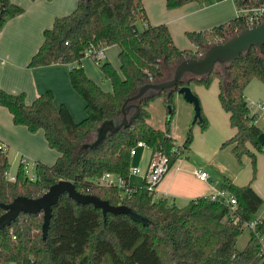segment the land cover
Masks as SVG:
<instances>
[{
	"label": "trees",
	"instance_id": "obj_1",
	"mask_svg": "<svg viewBox=\"0 0 264 264\" xmlns=\"http://www.w3.org/2000/svg\"><path fill=\"white\" fill-rule=\"evenodd\" d=\"M193 1L211 5L222 0H167V8ZM235 3L239 9L259 5L258 0ZM24 12L22 5L0 0V31L9 19ZM139 20L144 23L143 28L138 26ZM248 26L246 16L237 14L210 29L188 32L196 48L181 49L166 23H150L144 0H78L75 10L57 17L52 27L44 30L43 42L28 66L70 64V83L85 102L86 116L77 121L68 104L56 103L52 89L45 90L31 103L23 91L0 89V105L10 111L14 124L33 133L43 130L49 146L59 153L52 165L42 161L33 164L35 179L26 174L20 160L16 179L12 180L8 176L9 146L0 140V204H9L18 196L39 197L56 182L70 180L78 191L97 195L112 205L129 206L144 219L112 213L105 217L101 209L78 204L65 193L54 206L46 238L43 212H22L0 230V264H88L96 257H101L100 264H121L128 258L138 264H264V218L254 230L250 228L245 248H237L238 238L246 228L244 224L253 220L264 204L252 186L258 153L264 150L262 129L245 94L253 79L264 83V46L252 47L229 64H217L208 75H188L170 91H149L139 101L140 112L130 126L110 134L97 148L84 147L93 140L94 130L101 122L122 116L123 104L141 86L171 78L180 61L201 57L210 45L223 43ZM110 45L119 46L121 68L118 70L110 61L96 60L104 78L112 83V90L106 91L88 76L82 59L95 58L96 50ZM214 78L219 79V99L235 129L222 147H231L240 162L247 156L254 168V176L246 185L224 179L223 189L237 200L235 208L226 199L212 196L193 198L180 207L149 191L145 180L140 186L129 185L128 192L96 182L106 172L128 180L131 149L138 141H145L152 152L167 155L169 168L183 158L194 137L190 129L184 143L176 146L170 129L175 111L173 93L192 82L208 87ZM160 95H164L171 110L165 129L149 122V104ZM198 121L203 128L207 127L202 111ZM5 212L0 205V216ZM62 222L68 226L65 232L60 229ZM69 238L73 244L66 251ZM101 246L106 250L97 256Z\"/></svg>",
	"mask_w": 264,
	"mask_h": 264
},
{
	"label": "rangeland",
	"instance_id": "obj_2",
	"mask_svg": "<svg viewBox=\"0 0 264 264\" xmlns=\"http://www.w3.org/2000/svg\"><path fill=\"white\" fill-rule=\"evenodd\" d=\"M52 1L53 0H45L48 7H44L43 5H41L42 1H39V3H37V7L34 8V10H31L32 7L23 5V7L25 8V12L22 13L24 17L23 19H21V24L24 21H26L27 18L29 19L30 22L35 23L38 20H40L38 15L41 14V12L43 11L47 12L49 10L54 11V8H50L49 6V2H52ZM159 1H161L162 3L159 4ZM29 2L31 1L29 0ZM150 2H154V3L157 2V4L155 3L156 8L154 9L155 12H153L154 15L152 14V17L155 16L156 14V16L159 17V19H161L160 21H164L167 23V25L170 26L174 41L176 45L181 49H194V43L189 38L187 34L188 32L210 29L215 25H219L221 23L229 21L231 18L235 16L234 14H236L234 0H222L220 2L211 4V5H202L197 1L189 2V3H194L197 5V10L189 14H181L179 9H177V8H180L181 6L174 8V9H168L166 7V3L164 0H150ZM189 3H186V4H189ZM55 13L57 15L58 14L60 15V14L66 13V11L58 7L56 8ZM149 17L150 19L152 18L151 14H149ZM47 23H48V26L49 25L52 26L53 24L52 20L48 21ZM137 24L140 28L144 27V23L140 20L138 21ZM51 26H49V28ZM24 29L25 28H23V30ZM41 35H42V31H41ZM104 52H105L106 58L103 59L102 62L110 61L115 66V68L120 70L121 64H120V60L118 56L119 46L110 45L105 49ZM82 64L89 77H91L97 83H99L101 87L105 89L106 91L112 90L111 81L104 78V75L100 69V66L96 63V59L94 57L85 56L82 59ZM57 66L58 67H44L45 69H43L42 72L39 73L37 76L38 80L41 81L43 80V78L45 77L47 78V80L44 81L41 84V86L44 85V83L48 81H53L56 83L58 82V90H56L57 97L55 96L56 103L59 104L61 103V101L66 102L68 105H70L69 107L72 113L74 112L73 115L75 119L77 121H80L86 116L85 107H84L85 102L83 98L81 97V95L77 91H75V89H73L70 83L69 71H70L71 65L63 64V65H57ZM32 68H36V67H32ZM169 70L170 69L166 71L167 74L169 73ZM185 77L187 78L188 75H186ZM54 78H56L57 80H54ZM63 84H66V87L68 88L70 92V95L67 94L66 89L64 88ZM196 85H201V84L192 82L189 86L192 88L194 93H196V95L198 96L200 100L201 111L205 113L206 106L204 108V105H203V102L201 101L200 96L195 91ZM211 85L212 84H210V86L206 88L208 89L211 88ZM251 86L249 87L250 89H251ZM46 87H49V86H46ZM45 88H43V90ZM53 90L55 91V89ZM25 93H26V100L31 99L28 96L27 92ZM172 105L175 111H174V115L171 120L170 129L175 138L176 146L182 145L184 143L186 136L188 135V132L190 129H192V133L194 137L192 145H191V149L185 150L183 152V158L194 161L197 165H203L204 167L208 168L213 174L212 177H214L213 178L214 181L215 182L217 181L220 185L225 175L231 176L232 179L238 178L239 180H242V181L244 180L247 181L248 179L250 181L253 178L254 176L253 164H252V161L247 156L243 158V162H240L239 159L232 152L231 147H222L221 145H219V147L216 149L211 146V144L214 142L215 137L223 130V124L219 118L215 116H211V118L209 119L208 118L209 116H207V113H206L205 114L207 118L206 128L202 127L200 121H196L193 124L194 116H195V106L193 103L187 101L184 95L180 93L179 91H175L173 93ZM149 111H150V118H149L150 124L156 128L165 129L167 117L170 115V111L168 109V105L165 101L164 95L157 96L154 100L151 101L150 106H149ZM134 112H135V109L132 108L129 112V115H132ZM260 125L262 127L261 138L264 140V120L262 118L260 119ZM224 127H225V130H229L228 127L230 126L228 125V122H226V125ZM2 133H4L7 137H9L10 143L12 145L9 150V157H10V162H11V168L9 171L10 175L16 174L21 158H25L29 160L31 162L30 167L33 166L36 160L34 161V158L32 156L27 155V154L26 155L23 154V156H21L22 154H19L20 152H17V150H15V149H20V139L16 136V134L11 131H2ZM34 133L38 134L36 135L37 137L33 139L34 149L40 153V156L42 157V159H44L42 161H47L48 163L54 164L59 156L58 151H56L55 149H52L48 144H46L42 130H39ZM41 135L42 137H40ZM139 150H144L146 153H151L152 151L151 147L149 146L145 147L144 149H139ZM147 158L148 156H146V160ZM52 164H49V165H52ZM256 166H257L256 177L254 179V182L260 181L264 187V150L258 153ZM141 167H145V166H141ZM142 169L145 170L144 168ZM133 176L135 175L133 174ZM136 176H138L137 177L138 183H135V185L140 186L143 178H141V175H136ZM263 211H264V204L261 206L259 212H263ZM62 223L63 224L60 223V229L62 232H65L66 229H68V226L64 225V224L67 225L66 222H62ZM250 236H251V230L250 228L246 227L242 231L237 241V248L239 250H242L245 248V246L247 245L250 239ZM72 244H73V241H71V238H69L66 241V246H65L66 251H68L72 247ZM104 250H106V247L101 246V248L97 250V256L101 255V251L103 252ZM100 258L101 257H96L93 261H91L88 264H99ZM123 258L124 259L126 258L125 254ZM121 264H138V263H136L132 258H128L125 261H123V263L121 262Z\"/></svg>",
	"mask_w": 264,
	"mask_h": 264
},
{
	"label": "crops",
	"instance_id": "obj_3",
	"mask_svg": "<svg viewBox=\"0 0 264 264\" xmlns=\"http://www.w3.org/2000/svg\"><path fill=\"white\" fill-rule=\"evenodd\" d=\"M12 1L22 6L27 5L29 7H32L31 10H34V8L37 7V3H39V1H42L41 5H43L44 7H48L45 0H39V1L30 0L31 2H29V0H12ZM164 1L167 7V0ZM155 3L157 4V2ZM155 3L150 2V0H144V6L145 9H147L146 10L147 14L149 12V14H151V17L152 14L154 15L153 12H155L154 11V9L156 8ZM161 3L162 2L159 1V4ZM77 5H78V0H53L52 2H49V6L50 8H54V11L49 10L47 12L44 11L41 12V14L38 15L40 20H38L35 23L30 22L29 19L27 18V20L21 24V19H23L24 17L23 14L11 18L5 23V26L0 31V89L3 88L13 93H18L22 91L27 92L28 96L31 98L27 100L28 103L33 102L36 97H38L42 92H44L47 89H52V88L55 89V91L53 89L52 90L55 92L56 94L55 96L57 97L56 90H58V82L56 83L53 81H48L41 86V84L44 81H46L47 78L45 77L43 78V80L39 81L37 76L39 73L42 72L43 69H45L44 67H58L57 65H63L64 63H55V64L36 67V68H30L28 64L33 54L39 49L40 45L43 42L44 30L46 28H49V26H51V25L48 26L47 22L52 20V22L54 23V20L57 17L65 16L71 13L73 10H75ZM58 7L61 8L62 10H65L66 13L57 15L55 13V10ZM177 9H179L181 14H189L197 10V5L194 3H189ZM235 9H236V14L234 15L236 16L238 14V8L236 6V3H235ZM155 16H153L151 19L149 17L151 24L166 23L164 21H160L161 19ZM23 28L25 29L23 30ZM41 31H42V35H41ZM195 48L196 47L194 45V49ZM167 76L169 77V75ZM54 80L57 79L54 78ZM211 84H212L211 88L209 89L206 88V86L204 87V85L202 86L196 85L195 91L200 96L204 108L206 106L205 109L206 112L204 114L207 113L209 119L211 118V116H215L219 118L223 124V130L215 137L214 142L211 144L212 147L217 149L219 145L222 146L224 141L231 138L235 134V129L230 124V114L223 108L221 101L219 99V91H220L219 79L215 78ZM63 86L66 89L67 94L70 95V92L66 87V84H63ZM250 86L251 89L249 88ZM43 88L45 89L43 90ZM245 94L248 101L251 104L252 112L257 114L256 123L262 129L260 125V119L262 118L264 120V118L261 115V110L257 106V103L264 102V83L258 79L252 80L251 83H249L248 86L246 87ZM61 103H66V102L61 101ZM226 122H228V125L230 126L228 127L229 130H225L224 126L226 125ZM2 131H11L15 133L16 136L20 139V149H15V150H17V152H20L19 154H22L21 156H23V154L25 155L27 154L32 156L34 158V161L44 160L40 156V153L34 149L33 139H35V137H37L36 135L38 134L29 132V130L25 126L14 124L10 111L7 108H4L0 105V140L6 145H8L10 150V147L12 146L10 143V139L4 133H2ZM42 133L46 141V144H48L45 138V132L43 130ZM40 137H42V135ZM261 141L264 144V140L262 138ZM250 148H252L251 145ZM140 149H144V148H140ZM151 155H152V151L151 153H146L144 150H138V153L135 156H132L131 167L145 166L141 168L146 169L149 164ZM146 156H148L147 160H146ZM42 162L46 164H52V163H48L47 161H42ZM197 169H203L208 171L210 174V179L209 180L199 179L196 175ZM212 176L213 174L211 173V171L208 168L204 167L203 165H197L194 161L185 158H179L170 167V169L165 174V177L158 185V188L156 190L157 195L167 197L173 200L178 206L183 207L187 205L189 201L193 198H197L200 196H213L219 193L221 190H223V183L225 178H229L238 185H246L252 180L251 179L249 181L248 179L247 181L246 180L242 181L239 180L238 178L232 179L231 176L225 175L220 185L217 181L216 182L214 181L213 179L214 177ZM137 177L138 176L136 175L133 176V174H130L127 180L128 184L130 186L131 185L138 186L135 185V183H138ZM141 178H143L142 175ZM143 183H144V178L142 180L141 185ZM252 186L256 190V192L264 199V187L261 184V182L253 181ZM258 215H264V211L258 212ZM11 264H17V263H11Z\"/></svg>",
	"mask_w": 264,
	"mask_h": 264
},
{
	"label": "water",
	"instance_id": "obj_4",
	"mask_svg": "<svg viewBox=\"0 0 264 264\" xmlns=\"http://www.w3.org/2000/svg\"><path fill=\"white\" fill-rule=\"evenodd\" d=\"M258 2L263 4L264 0H258ZM262 46H264V20L261 23L246 27L223 43L210 45L199 58L191 57L183 59L175 66L171 78L141 86L138 91L129 97L123 104L122 116L119 119H108L101 122L94 130L93 140L85 143L84 147L97 148L110 134L130 126L140 112L139 101L149 91H170L176 88L179 80L183 79L186 75H208L214 70L217 64H229L238 59L241 54L249 51L252 47L259 48ZM178 91L184 95L187 101L193 103L195 106L194 124L201 119L200 100L189 85L182 86ZM132 108L135 109V112L129 115ZM65 193L78 204H92L95 208L101 209L105 217L108 213H112L115 215L126 214L144 219L129 206L112 205L108 200L101 199L97 195L85 194L78 191L74 182L70 180H60L39 197L18 196L9 204H0L6 209V212L0 216V230L11 223V221L17 218L22 212L29 214L43 212V232L46 238L50 220L53 216L54 206L58 204L61 196Z\"/></svg>",
	"mask_w": 264,
	"mask_h": 264
},
{
	"label": "built area",
	"instance_id": "obj_5",
	"mask_svg": "<svg viewBox=\"0 0 264 264\" xmlns=\"http://www.w3.org/2000/svg\"><path fill=\"white\" fill-rule=\"evenodd\" d=\"M235 1V0H234ZM238 14H244L247 18V23L250 25L261 23L264 20V3L259 5L250 6L247 8H238ZM105 49H99L95 51V58L98 62L105 58ZM94 54V53H93ZM251 105V104H250ZM257 106L261 110V115L264 118V102L257 103ZM252 108V107H251ZM148 145L145 141H138L137 144L131 149V156H135L138 153L140 148H145ZM21 162L24 165L26 174L32 179L36 178V173L33 170V167H30L31 162L25 158H21ZM169 169V157L161 152H152L150 157L149 164L145 170L141 167H131L130 174L134 175H142L145 180V185L151 192L157 193V188L165 173ZM196 175L201 180H209L210 174L208 171L203 169H197ZM9 178L12 180L16 179V175H10ZM102 185L107 186H118L121 189H124L125 192L130 191L129 184L126 178H124L120 174H114L112 172H106L100 179L96 181ZM215 198H224L227 202H229L233 208L237 205V200L234 198L227 190H221L219 193L212 196ZM264 218V215H256V217L246 222L245 227L251 228L254 230L257 223L260 222ZM238 221V218L235 219V222ZM264 241V238L262 239Z\"/></svg>",
	"mask_w": 264,
	"mask_h": 264
}]
</instances>
